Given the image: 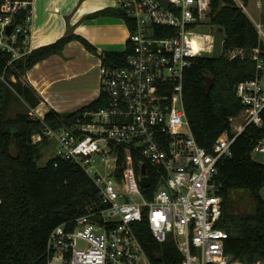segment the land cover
Here are the masks:
<instances>
[{
	"label": "built area",
	"instance_id": "obj_1",
	"mask_svg": "<svg viewBox=\"0 0 264 264\" xmlns=\"http://www.w3.org/2000/svg\"><path fill=\"white\" fill-rule=\"evenodd\" d=\"M116 1L127 14L133 50L124 67L101 64L108 104L35 134L36 141L44 135L55 140L57 156L83 168L98 189L73 226L60 224L50 232L46 264H154L137 233L144 218L159 243L175 245L181 259L174 264H248L226 251L218 175L235 139L248 125L263 124L264 0H234L256 28L259 44L232 47L228 55L254 60L256 76L237 84L244 108L233 118L240 125L233 136L224 132L212 152L195 137L184 94L187 68L196 57L212 55L220 30L212 23V0H168L167 8L160 0ZM32 3L1 5L0 50L11 52L12 60L31 51ZM20 11L26 18L16 25ZM254 151L264 152V139ZM144 176L149 186L142 185Z\"/></svg>",
	"mask_w": 264,
	"mask_h": 264
},
{
	"label": "trees",
	"instance_id": "obj_2",
	"mask_svg": "<svg viewBox=\"0 0 264 264\" xmlns=\"http://www.w3.org/2000/svg\"><path fill=\"white\" fill-rule=\"evenodd\" d=\"M2 3L0 0V9ZM212 7V23L226 34L223 54L219 58L211 54L196 57L187 68L184 81L185 106L193 132L199 144L211 152L224 132L234 135L232 118L244 108L236 95L237 84L256 76L254 60L232 59L228 51L236 46L253 48L259 44L256 28L234 0H212ZM99 14L120 17L129 25L126 12L119 7ZM25 18L26 12L20 11L13 23L22 24ZM22 39L20 36L19 44ZM74 39L98 54L105 67L126 66L133 50L128 38L124 50L99 53L89 40L77 34L64 35L14 60L11 52L0 50V264H46L50 232L60 224L73 226L97 199L95 183L79 165L60 156L43 166L37 162L39 145L49 139L44 135L36 141L35 134L42 132L45 125L59 128L62 118L73 119L85 110H98L109 101L101 85L96 98L73 111L60 112L50 107L43 117L31 113L44 98L25 75L38 62L62 54ZM208 78L214 79L209 92L204 89ZM16 101L23 103L26 110L11 116L10 109ZM261 139L264 120L261 126L248 125L235 139L232 155L219 161L218 180L224 197L219 226L229 232L226 251L248 264L264 263V162L253 157ZM246 195L252 201L251 210L234 213L235 204ZM137 233L154 264H174L181 259L172 241L159 243L154 238L146 218Z\"/></svg>",
	"mask_w": 264,
	"mask_h": 264
},
{
	"label": "crops",
	"instance_id": "obj_3",
	"mask_svg": "<svg viewBox=\"0 0 264 264\" xmlns=\"http://www.w3.org/2000/svg\"><path fill=\"white\" fill-rule=\"evenodd\" d=\"M113 7H117L114 0H33L32 31L27 47L32 50L64 35L77 34L89 40L99 53L124 50L130 34L126 21L99 14ZM101 62L98 54L74 39L62 54H54L34 65L25 78L44 98L36 112L44 115L50 107L60 112L73 111L96 98L101 89Z\"/></svg>",
	"mask_w": 264,
	"mask_h": 264
},
{
	"label": "rangeland",
	"instance_id": "obj_4",
	"mask_svg": "<svg viewBox=\"0 0 264 264\" xmlns=\"http://www.w3.org/2000/svg\"><path fill=\"white\" fill-rule=\"evenodd\" d=\"M114 1L115 3H117L116 0ZM205 32L209 33V31L207 30ZM24 110H26L25 105L21 102L16 101L12 104L9 115L14 116L17 112ZM32 112L34 114L35 113L38 114L35 109H33ZM232 122L234 129H236L240 125V122L235 118L232 119ZM57 146H58L57 142L53 139L41 143L39 145L37 162L40 166L45 165L49 159L57 156ZM253 157L259 161H264V152L253 151ZM251 202L252 201L249 199L248 195H246L245 199H242L235 204V208L233 212L234 213L249 212L252 208Z\"/></svg>",
	"mask_w": 264,
	"mask_h": 264
},
{
	"label": "water",
	"instance_id": "obj_5",
	"mask_svg": "<svg viewBox=\"0 0 264 264\" xmlns=\"http://www.w3.org/2000/svg\"><path fill=\"white\" fill-rule=\"evenodd\" d=\"M160 1L165 5L166 8L169 6V1L168 0H160ZM12 28H13V25H10L8 27V32L9 33L12 31ZM214 37H215V43H214V50H213L212 56L216 57V58H219L223 54V51H222L223 50V42H224V40L226 38V34L222 30H217L214 33ZM213 83H214V79L213 78H208V80L204 84V89L207 92H209V90L211 89ZM145 169H146V166L144 165L143 169H142L144 173H145ZM141 183H142L143 186H149L150 178L148 176H144L142 178V180H141Z\"/></svg>",
	"mask_w": 264,
	"mask_h": 264
}]
</instances>
